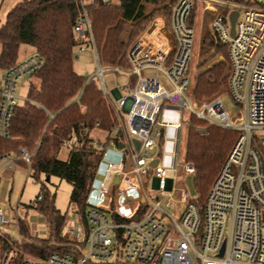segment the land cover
<instances>
[{
  "label": "built area",
  "instance_id": "built-area-1",
  "mask_svg": "<svg viewBox=\"0 0 264 264\" xmlns=\"http://www.w3.org/2000/svg\"><path fill=\"white\" fill-rule=\"evenodd\" d=\"M195 1L170 0L169 17L156 16L126 45L127 69L99 67L100 89L116 120L109 135L122 157L120 163L106 166L99 190L101 205L87 206L84 223L78 213L64 219L61 237L73 242V251L33 258L0 231V238L9 244L4 249L0 242V264H264V137L257 134L264 131V6L210 0V29L216 47L220 44L226 49V69L216 95L198 98L191 87L189 99L187 67L193 29L188 19ZM232 11L237 17L231 35L228 17ZM74 32L79 46L86 38L95 52L85 10ZM42 64L35 51L22 58L17 51L15 60L6 63L0 47L1 139L9 138L14 111L27 101L19 93L21 83ZM105 70L127 77L125 86L115 88L114 99L102 80ZM146 70L163 72L169 85L163 77L145 76ZM223 92L229 93L239 110L225 108ZM165 109L177 111L179 123L163 122ZM184 111L208 126L238 133L201 206L187 184L189 176L193 181L194 168L179 151ZM168 128L174 129L175 136L171 164L163 167L161 147ZM198 132L205 134L204 128ZM74 141L72 137L66 148ZM33 155L20 148L0 156V170L14 171L23 162L25 175L30 177ZM148 191L155 194L150 196ZM40 200L36 196L30 208L36 210ZM28 209L21 203L7 211L0 206V228L20 231L18 214L25 215Z\"/></svg>",
  "mask_w": 264,
  "mask_h": 264
},
{
  "label": "trees",
  "instance_id": "trees-1",
  "mask_svg": "<svg viewBox=\"0 0 264 264\" xmlns=\"http://www.w3.org/2000/svg\"><path fill=\"white\" fill-rule=\"evenodd\" d=\"M141 1L21 0L6 13L0 24V47L6 63L15 60L21 45L33 48L43 60L41 68L32 76L38 85H29L27 101L14 111L9 138H0V156L17 153L20 148L34 152L30 160V178L40 184L37 196L41 200L37 202L36 210L46 220L48 236H31L25 220H21V240L10 241L27 256L46 258L52 253L73 251V242L61 237L65 217L56 208L55 194L48 191L47 184L50 178L55 177L70 185L69 203L84 223L87 199L103 160L109 133L116 124L110 102L104 98L95 75L84 77L73 69L74 49L79 46L74 27L85 10L91 23L94 47L99 55L108 27L114 25L117 19L131 21L136 11L134 20L146 13L144 5L138 8ZM194 13L195 7L189 15L190 26ZM159 15L169 17V8L154 9L133 25L127 45ZM125 26L126 23L120 21L108 29L104 43L107 53H113L111 50L125 32ZM224 51L226 58L225 47L218 44L216 54ZM118 67L124 70L128 68L125 54L120 58ZM223 67V60L217 58L198 73L196 95L207 99L221 90ZM208 75H214L216 80L209 82L206 78ZM130 82L132 84L134 79L131 78ZM200 128H204V135L199 134ZM94 131L104 132L109 137L102 143L93 137ZM237 136L234 130L208 126L190 116L184 161L194 168L193 187L199 206L203 204ZM72 137L75 141L67 149L66 144ZM64 151L66 157L60 159ZM18 164L25 167L23 162ZM41 176L43 181L40 180ZM0 242L4 249L9 247L6 240L0 238Z\"/></svg>",
  "mask_w": 264,
  "mask_h": 264
},
{
  "label": "rangeland",
  "instance_id": "rangeland-1",
  "mask_svg": "<svg viewBox=\"0 0 264 264\" xmlns=\"http://www.w3.org/2000/svg\"><path fill=\"white\" fill-rule=\"evenodd\" d=\"M21 0H0V24L3 23L5 18V13L9 9L13 8L14 5H16L17 2ZM232 1H239L241 3L247 4V5H260L264 6V0H232ZM197 1L195 3V8L200 9L202 6V3ZM204 5V4H203ZM200 19V13H198L197 18L192 26L193 29V38H192V45H191V55L189 58V63L187 67V78L190 82L189 86V92L187 93V96L189 99H192L190 90L192 87V92L194 90L195 96L200 98L202 95H196V84L198 82V73L202 71L204 67L209 65L212 61H214L217 58H221L224 62V67L221 69L222 74L225 73L226 65H225V51L224 53H218L216 54V49L206 57L204 58L203 62L201 61L197 65L198 57L201 59L200 53L199 55V44H198V24ZM120 19H117L114 22V25L108 27L106 31H108L109 28L116 26L117 23H119ZM126 29V28H125ZM105 31V34H106ZM132 31V27L130 29V32L127 34V38L129 39L130 33ZM125 33H122L120 36V39L118 38L116 44H122V41H125ZM104 34V36H105ZM128 42V41H127ZM209 50V49H208ZM34 50L30 46L21 45V47L18 50V58L25 57L29 55L30 53H33ZM75 53V59L73 62V69L80 75L88 74L90 76L95 75L97 78L99 85L101 86V76L99 75V67L102 69L101 64V58L100 54L98 55L97 50H95L87 41V39H84V43L82 46H78L74 49ZM220 72V71H219ZM145 76H158L163 77L165 79V85H169V82L167 78L165 77L163 72L160 71H154V70H146L144 72ZM212 75H208L206 78L209 82H212L213 77ZM214 76V75H213ZM102 80L106 85V88L110 94V98L114 99L115 96H117V93L115 91V88L117 86L122 87L127 84V77L121 73H117L115 71H103ZM226 79L224 78L222 80V84L225 86ZM38 85V81L34 77H28L21 83V90L19 93L22 96H25L27 93V89L29 85ZM221 101L224 104L225 108L229 112H236L240 109V106L234 103L227 92H223L221 94ZM180 114L171 109H165L162 112V120L166 123H179ZM184 122L181 132H180V143H179V151L181 156L185 153L186 148V141H187V131L190 127V116L187 111H184ZM257 134L259 137H264V131H258ZM93 137L104 143L107 139V135L104 132L101 131H94L92 133ZM175 136V131L172 128L166 129L165 136L163 138V146L161 147V166L163 167H169L171 164V152H172V142ZM113 136H110V139L108 140V144L106 146L105 155L103 157V160L101 161L94 182L92 186V190L88 196L87 203L89 206H100L102 197L100 195V188L103 184L105 175H106V166L108 163H114L118 164L121 160V153L119 150L115 147L113 143ZM66 157V151H64L60 155V159H65ZM128 167H130V164L128 163ZM40 180H44L43 176L40 177ZM48 191L51 194H55V206L56 208L61 212V214L64 215L65 220L71 219L75 216L77 213L72 205L69 203V195L71 192V187L66 182L61 181L55 177L50 178V182L47 184ZM40 193V184L35 183L32 181L30 177H27L23 172H15L12 176H5L3 175V169L0 170V206L4 208L5 211H7L9 208H15L18 203H21L25 206H28V213L27 214H18L19 218L21 220H25L27 229L31 236L37 237V238H47L48 236V228L46 224L45 218L36 210H32L31 204L33 201H35L36 196ZM148 194L150 196L154 195V191H148ZM106 203V202H105ZM43 221L45 222V227L43 228ZM1 233L7 234L9 239L19 241L21 240V234L20 231H18L15 228L10 229H1ZM120 252V251H119Z\"/></svg>",
  "mask_w": 264,
  "mask_h": 264
},
{
  "label": "crops",
  "instance_id": "crops-1",
  "mask_svg": "<svg viewBox=\"0 0 264 264\" xmlns=\"http://www.w3.org/2000/svg\"><path fill=\"white\" fill-rule=\"evenodd\" d=\"M197 1L201 2L202 6L200 7V9L195 8V13H194V17H193L192 22H191V27L193 26V24L197 18L198 13H200L197 38H198V44H199V48H198L199 55H200V53H202V55H200V57H202V58L200 59L198 57V61H197V65H198L201 61L203 62L204 58H206L211 53V51L213 52L214 49H216V43H215L214 36L211 32V29H210V21L212 18V14H211V12H209L208 8L211 7L212 4H211L210 0H196L195 3ZM19 2H17V3H19ZM195 3H194V7H195ZM201 3H200V5H201ZM169 4H170V0H142L140 5L138 6V8L141 5H144L146 7L147 11L141 18L134 20L136 13H137V11H136V13H135V15L131 21H125L123 19H120L119 21L126 23L125 41H122L123 43L120 45L119 44L115 45L113 47V49L111 50V51H113L112 54L107 53L104 50V43H105L106 34H107V31H106V34L104 36V41H103L102 46H101V52H100L101 53L100 54V58H101L100 62L102 64V67L112 68V69L116 68L118 66L120 58L122 57V55L125 53V50H126V45H127V41H128V38H127L128 30H130L131 27H133V25H135L138 21H140L141 19L146 17L154 9H161L164 6L168 7ZM8 11H6V13ZM6 13H5V15H6ZM19 171H21L25 174L24 168L17 163L16 170H14V171L3 170V175L12 176V175H14L15 172H19Z\"/></svg>",
  "mask_w": 264,
  "mask_h": 264
},
{
  "label": "water",
  "instance_id": "water-1",
  "mask_svg": "<svg viewBox=\"0 0 264 264\" xmlns=\"http://www.w3.org/2000/svg\"><path fill=\"white\" fill-rule=\"evenodd\" d=\"M236 17H237V12L236 11H232L230 14H229V17H228V20H229V24H230V34L232 35L233 32H234V25H235V21H236ZM88 74H84V77H87ZM118 136H120V133H118ZM134 144L137 146V142L135 141ZM118 147L119 148H122V144L119 143L118 144ZM156 165V161L153 162V166ZM49 179L46 178V182H48ZM187 184H188V187H189V190H190V193L191 195H195V191H194V187H193V181H192V176H189L187 178ZM223 249V248H222ZM222 249H221V253L220 255L222 254Z\"/></svg>",
  "mask_w": 264,
  "mask_h": 264
}]
</instances>
